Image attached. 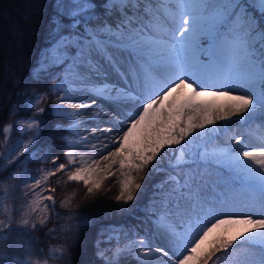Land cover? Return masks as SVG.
I'll return each mask as SVG.
<instances>
[{
    "label": "snow or ice",
    "instance_id": "snow-or-ice-1",
    "mask_svg": "<svg viewBox=\"0 0 264 264\" xmlns=\"http://www.w3.org/2000/svg\"><path fill=\"white\" fill-rule=\"evenodd\" d=\"M25 7L24 21L47 15V44L30 79L52 83L16 89L22 99L0 123V264L63 260L68 237H82L89 216L65 199L67 212L58 211L60 180L51 178L91 195L118 176L115 201L130 212L148 173L163 177L134 228L115 244L104 238V264H264V0ZM14 76L6 64L15 89ZM21 104L29 115L20 116ZM45 114L65 134L63 162L42 141ZM53 219L66 223L45 235L59 231L64 243L41 249L32 233Z\"/></svg>",
    "mask_w": 264,
    "mask_h": 264
},
{
    "label": "trees",
    "instance_id": "trees-1",
    "mask_svg": "<svg viewBox=\"0 0 264 264\" xmlns=\"http://www.w3.org/2000/svg\"><path fill=\"white\" fill-rule=\"evenodd\" d=\"M22 2L27 4L29 0H22ZM31 2L34 6L36 3L41 2V0H31ZM46 2H48V0H46ZM23 21L24 20L20 18V23ZM30 21H36L35 30L28 37L27 42L23 43L21 36L23 33L19 34L17 31V36L19 37L16 38L15 41L16 47L19 50L15 64L11 60L8 62V59L6 60V62H8L7 64L3 61V58H0L1 66L5 62L3 68H6L7 64V68L15 73L14 78L20 81L15 89L13 88L11 81H5L4 84H2L3 93L0 94V123L7 121V112L10 103H15L22 99L15 95L16 89L24 88L31 91L33 88H43L47 83H52V81H46L45 84H39L30 79L32 71L38 66L40 53L43 50L42 45L47 44V15H33L30 18ZM4 70L6 71V69ZM51 102L50 99L47 101V106L49 108ZM20 107L22 109L20 111V116H27L30 114L23 110L22 104ZM49 117L50 116L47 114L44 115L47 123L52 126L53 129L55 121L53 122ZM9 136L11 137L12 142L16 141L18 138V134L14 131L10 132ZM2 140L3 136L0 135V141ZM42 141L44 143H53V137L46 136L45 133H43ZM53 152L55 155H58L57 147L53 149ZM40 166L41 165L36 163H29L27 165L30 169H35ZM45 166L51 167L49 163ZM141 175L145 174L141 173ZM162 177L163 174L161 173H148L145 176V179L140 181L142 183V189L138 190L135 200L130 202L132 208L130 212L121 211L118 207V203L115 201V196L119 191L118 176H113L104 180L101 189L89 196L85 195V191L79 186L81 185L80 183H65L64 178L60 177L59 174L57 177L51 178V183L53 184H56L57 180H60V183L57 184L58 190L56 192L57 210L64 214L68 209H75L77 213H86L90 219L78 242H76L75 234L68 237L67 242L71 245L68 256L63 260L50 261L49 264H104L103 260L95 255V246H93V243L96 239L105 238L116 229H122L125 231L133 229L134 225L143 218V209L153 194L154 186L162 179ZM63 194L66 195L65 198H62L61 195ZM62 199L70 201L68 209L59 208V202ZM64 223H66V221L63 219H53L43 230L33 232L32 236L38 242L36 246L46 250L49 245H62L64 240L61 238L59 231L53 233L52 236L45 235V233L48 231V228L56 226L58 229L59 225ZM10 239H15V233L11 234ZM121 264H125V261L122 260Z\"/></svg>",
    "mask_w": 264,
    "mask_h": 264
},
{
    "label": "rangeland",
    "instance_id": "rangeland-1",
    "mask_svg": "<svg viewBox=\"0 0 264 264\" xmlns=\"http://www.w3.org/2000/svg\"><path fill=\"white\" fill-rule=\"evenodd\" d=\"M25 5L26 4L24 2H22V0L21 1H19V0H0V58L1 59L3 58V61H5V62L8 59L7 60L8 62L11 60L15 64V61L17 60V53L19 50L16 47V41H15L16 38L19 37V36H17V31L19 34L23 33L21 36H22V41L24 43V42L28 41V37L35 30V22L36 21L28 20V21H23L20 23V18L23 15H25L26 12L28 11L27 8L25 7ZM13 23L16 24L15 29H13L11 27V25ZM8 62H6V63L8 64ZM4 63L2 64V66L0 63V94L3 93V91H2L3 85L2 84H4L5 76H6V71L4 70L6 68H3ZM1 67H2L3 72L1 70ZM90 126H91V123L89 124V127ZM62 135H65V134L63 133ZM60 143L61 144L59 146V148H60L59 157L61 158L60 162H63V159H64L63 158V152L68 150V149H64L62 147V141ZM82 150L90 151V146L87 148H83ZM23 167H24V165H20L17 168H13L12 171H18V170H20V168H23ZM79 186L81 187L82 190L85 191V195H86V189L84 188V186L82 184ZM61 196H62V198H65L66 195L63 194ZM117 233H120V230L111 234L113 236V240H112L113 244H115V237H116ZM93 246H95L94 247L95 255L98 256L97 255L98 247L101 249H104V248L108 247V244L106 242H104V238H102V239H96V241L93 243ZM121 263H122V261H121ZM125 264H128V262L125 261ZM154 264H159V262L156 261V262H154Z\"/></svg>",
    "mask_w": 264,
    "mask_h": 264
},
{
    "label": "bare ground",
    "instance_id": "bare-ground-1",
    "mask_svg": "<svg viewBox=\"0 0 264 264\" xmlns=\"http://www.w3.org/2000/svg\"><path fill=\"white\" fill-rule=\"evenodd\" d=\"M42 46H43V48L45 47V45H42ZM49 118H50V120H53V122L55 121V119L53 117L50 116ZM43 133H45L46 136H49V137L52 136L53 137V143L56 144L57 147L60 146L61 140L59 139V137L62 136L63 133L55 132L52 129V126H50L48 123H46ZM81 134H84L83 131ZM96 158L98 159V157H96Z\"/></svg>",
    "mask_w": 264,
    "mask_h": 264
}]
</instances>
